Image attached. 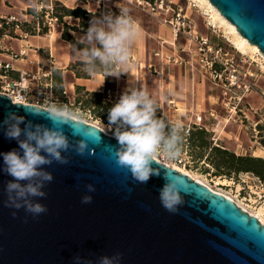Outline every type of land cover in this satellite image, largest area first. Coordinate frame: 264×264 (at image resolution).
<instances>
[{
    "label": "water",
    "instance_id": "obj_1",
    "mask_svg": "<svg viewBox=\"0 0 264 264\" xmlns=\"http://www.w3.org/2000/svg\"><path fill=\"white\" fill-rule=\"evenodd\" d=\"M209 1L264 55V0ZM27 107L43 108L0 93V121L15 112L51 127L44 114L32 115ZM64 131L72 144L85 140L91 153L70 149L62 153L67 164L45 166L53 180L43 189L46 197L33 198L47 207L39 216L6 206L5 186L13 178L3 172L0 155V264H78L75 257L79 264H98L117 252L120 264H264V223L232 199L157 159L153 167L161 175L139 184L117 164L113 135L81 119ZM12 150L23 155L0 128V154ZM165 171L169 181L179 180L183 203L174 213L159 198ZM84 195L92 196L90 204L81 203Z\"/></svg>",
    "mask_w": 264,
    "mask_h": 264
},
{
    "label": "rangeland",
    "instance_id": "obj_2",
    "mask_svg": "<svg viewBox=\"0 0 264 264\" xmlns=\"http://www.w3.org/2000/svg\"><path fill=\"white\" fill-rule=\"evenodd\" d=\"M36 1L44 5L37 13V10L29 12L31 6L20 10L23 5L19 0H5V4L0 0L1 10L9 8L27 15L22 18L26 24L19 29H0L2 38L5 34L24 37V32L26 36H44L57 28L62 31L64 23L80 28V18L64 16L58 21L51 16L56 11L55 0ZM76 3L89 12V18L82 20L87 29L94 17L107 13L119 15L118 6L129 7L131 15L140 21V40L146 43L144 55L151 62L146 73L166 71L171 76V89L183 94L184 103H177L175 107L178 110H166L170 117L173 111L177 113V121H181L184 134L188 136L183 140L181 155L175 160L157 158L187 170L213 189L231 196L248 213L260 210L264 221V185L260 178L250 171L228 173L224 167L216 168L219 156L211 149L217 146L236 155L264 157V59L258 47L260 53L254 51L244 55L236 51L226 38L223 26L208 25L205 8L197 0H73L69 5L74 8ZM177 27L180 30L175 35ZM69 33L77 41L82 35L80 30H69ZM8 39L5 37L7 44ZM216 58L226 65L214 62L210 66V61ZM67 68L76 76L92 77L77 61L70 62ZM212 69L218 70L221 76L215 77ZM134 72L131 69L129 73ZM232 74L235 77L232 78ZM71 78L70 74L65 82L60 74L52 71L51 86L45 88L47 93L32 92L30 99L43 108L50 102L61 105V100L66 101L78 118L113 134L115 126H109L108 112L120 98L113 91L116 88L114 77H105L102 92L88 90L79 84L71 85ZM184 109L188 110L186 114L179 116ZM163 111L157 110L167 119ZM196 115L201 116V122L192 124ZM197 131H203L202 139L197 138V134L192 135ZM203 139L206 146L199 145Z\"/></svg>",
    "mask_w": 264,
    "mask_h": 264
},
{
    "label": "clouds",
    "instance_id": "obj_3",
    "mask_svg": "<svg viewBox=\"0 0 264 264\" xmlns=\"http://www.w3.org/2000/svg\"><path fill=\"white\" fill-rule=\"evenodd\" d=\"M31 7L33 10L37 9L36 0H31ZM118 7L119 15L107 13L94 17L86 34L78 41L83 47L72 49L77 62L86 73L93 77L97 73L102 74L103 79L98 87L104 83L105 77L118 79L121 74L129 73L135 67L132 50L141 36V24L131 15L129 7ZM160 95L164 97V94ZM27 108L32 110V115L44 114V118L51 122V127L34 125L31 121L26 122L23 116L8 112L4 120L0 121V128L4 129L6 138L18 142L23 155L15 150L0 155L3 156V172L13 178L5 186L6 206L17 210L23 208L35 217L47 212L45 205L33 199L46 197L43 189L53 180L45 166L53 162L67 164L68 157L62 153L72 149L78 155H83L88 150V145L83 139L72 144L65 134L64 126H71L78 120L77 113L72 109L54 102L42 109ZM158 109L159 99L153 97L147 87L140 85L127 89L108 112L109 126H115L113 134L119 145L114 153L117 164L128 169L132 179L139 184H146L152 176L161 175L160 168L153 167L157 157L175 160L181 155L184 126L180 121L158 118ZM21 124L25 125L23 129ZM88 151L90 154L91 150ZM163 179L165 183L159 189L160 202L167 211L174 213L183 203L178 188L179 180L169 181L167 171L164 172ZM86 188L88 192L95 191L92 184L86 185ZM91 202L92 196H82V204ZM12 215L15 217L16 213L13 212ZM121 256L119 252L111 257L102 256L98 264H120ZM80 259L75 257L78 264Z\"/></svg>",
    "mask_w": 264,
    "mask_h": 264
},
{
    "label": "crops",
    "instance_id": "obj_4",
    "mask_svg": "<svg viewBox=\"0 0 264 264\" xmlns=\"http://www.w3.org/2000/svg\"><path fill=\"white\" fill-rule=\"evenodd\" d=\"M59 1H61L67 7H70L71 5L69 4L73 2V0H59ZM3 2H4L3 4H5V0H3ZM19 3L23 5L20 8V10L22 9L25 10L27 6H31V0H19ZM76 5L77 3L73 6ZM16 13H20L22 17L20 18ZM0 15L3 16L14 15L18 20H22V18H27L26 14H23L22 12L11 11V9L9 8L8 9L3 8L2 10L0 9ZM81 34L82 35L80 36L82 37L86 34V32H82ZM3 39L5 40V38ZM145 44L146 43L140 40V38L137 40L132 50V61L135 64V67H133L132 69L135 72L132 74L130 73L121 74L118 79L114 77L116 88H114L115 90L113 89L112 90L115 93L117 92V94L120 97L121 93H124L127 89H129L132 86L139 87L141 85L142 87H147L149 92L152 93L153 97H157L159 99L160 109L164 110L163 114L167 117L169 121L175 122L178 119L176 116L177 113L173 111L171 113L172 117H170L169 116L170 114L166 113V110L168 112H169L168 108L177 110L178 108H175L177 107V103H184L182 102L183 94L181 92H176V91L174 92L171 89L170 87L171 76L170 74H167L166 71L163 70L161 72H157L158 74L146 73L145 70L147 69V66L148 67L150 66L151 62H149L148 61L149 59L146 58L144 55ZM8 45L11 46V48L14 50H17L20 45L28 46L27 53L25 56L21 57L20 59L11 60L15 69H20L22 71H34L37 67V63H39V65H42L46 69H48L49 67L52 68V70L58 69L59 74L62 76V78L65 79V82L67 77H69L71 74L72 78L69 82L71 85L73 84L83 85L88 90H92V91H94L98 87L100 81H102L103 79L101 73H97L95 77L93 76L90 78L81 77V76H76L74 72H72L70 69L67 68L70 62L77 60L74 56L72 50L73 46L71 45V43L67 40H64L61 37L60 28L54 29L52 31L50 30V32L48 34H45L44 36H40V35H29L26 37L12 36L11 38L8 39ZM2 57L4 59H8L7 55L5 54L2 55ZM51 79H52V74H51ZM105 80L106 79H104V83L95 90L96 92H102L105 89V84H106ZM169 90H171V92H169ZM160 94H164V97L166 98L161 97ZM187 104L189 105V103H186V105ZM185 112L184 113L180 112L179 116L186 114Z\"/></svg>",
    "mask_w": 264,
    "mask_h": 264
},
{
    "label": "built area",
    "instance_id": "obj_5",
    "mask_svg": "<svg viewBox=\"0 0 264 264\" xmlns=\"http://www.w3.org/2000/svg\"><path fill=\"white\" fill-rule=\"evenodd\" d=\"M44 5L40 2L36 10L40 11ZM14 21H22L18 20L14 15H0V29L5 27V25L10 24ZM15 29H19L20 26L18 23L14 25ZM179 27L174 29V34L176 35L179 31ZM23 35H27L26 32ZM11 38L12 36H8V34L4 35V38ZM28 46L20 45L17 50H14L9 46L5 40L0 36V93H5L8 95L13 102L20 103H32L41 107V105L37 101H32L30 99L32 92H35L37 95L47 93V87L51 86V74L52 68H44L42 65L37 63V67L34 71H22L20 69H15L11 60L20 59L25 56L27 53ZM7 55L8 59H4L2 55ZM222 64V61L216 60L210 61V66L213 63ZM212 68V67H211ZM212 73L215 77H220L221 74L218 70L212 69ZM15 73V74H14ZM235 77L232 74V78ZM46 88V89H45ZM109 94V93H107ZM172 102V101H169ZM61 105L67 106V102L61 100ZM194 124H198L201 122V116L196 115L194 119ZM188 131V127H186Z\"/></svg>",
    "mask_w": 264,
    "mask_h": 264
},
{
    "label": "trees",
    "instance_id": "obj_6",
    "mask_svg": "<svg viewBox=\"0 0 264 264\" xmlns=\"http://www.w3.org/2000/svg\"><path fill=\"white\" fill-rule=\"evenodd\" d=\"M54 3L56 4L57 7L55 8L56 11L54 13L52 12L51 16H54L56 19H58V21H62L61 19L64 16H73L81 19V21L79 22V26H80L79 29L77 25H69L67 23H64L61 31V37L64 40L69 41L73 47L82 48L83 45L78 43V41L69 33V30H75V31L80 30L82 32H87L86 24L82 20L89 18V12L86 11L81 6H76L74 8L67 7L59 0H55ZM29 8H30L28 9L29 12L34 11L32 7ZM35 12L37 13L38 10ZM16 23H18L19 26L21 27L22 25H24L25 21H14L8 25H5V27L13 28ZM46 30H47L46 28H43V32H46ZM52 71L59 74L58 69H53ZM156 115L158 118L162 117L159 112H157ZM194 134H197V138L202 139L203 131H197V133L192 132V135ZM183 135L184 138H186L187 135L184 133ZM199 145L206 146L207 142L203 139ZM211 149L214 151V153H216L219 156L218 161L215 162L216 168L224 167L226 172L228 173L230 172L236 173L239 171H250L254 175L258 176L264 185V157L250 156V155H244V156L236 155L233 151L222 149L217 146H213Z\"/></svg>",
    "mask_w": 264,
    "mask_h": 264
},
{
    "label": "bare ground",
    "instance_id": "obj_7",
    "mask_svg": "<svg viewBox=\"0 0 264 264\" xmlns=\"http://www.w3.org/2000/svg\"><path fill=\"white\" fill-rule=\"evenodd\" d=\"M197 2L201 6H203L205 8L204 12H205V15L208 16V20H209V22H208L209 24L208 25L213 27V28H221L223 26L224 29H225L226 38L228 39L229 43L231 44V46L236 51H238L239 53H242L244 55H248L249 53H253L254 51H258L257 46L255 44L250 43L245 37H243L236 30L235 26L231 22H229L223 15L220 14L219 11L216 9V7H214V5H212L209 0H197ZM261 57L264 59V55L263 54H261ZM185 110L186 109H184V111H182V113H184ZM78 119H81V118H78ZM81 120L87 122L84 119H81ZM91 124H93V123H91ZM103 131L105 133H107L105 130H103ZM110 135H113V134H110ZM156 159L161 161V162H163L162 160H160L158 158H156ZM163 163H165V164H167V165H169L171 167H174L175 169H177V170H179L181 172H184V173L190 175L193 179H196L197 181H199V182L205 184L206 186H208L210 189H212L214 191H217V192L227 196L228 198H230V199H232L234 201V199L231 196L225 194L224 192H221V191L213 189L212 187H210L208 184H206L201 179L194 177L187 170L182 169L181 167H179L177 165L168 164L166 162H163ZM235 203L237 205H239L237 202H235ZM250 214L255 215L262 223H264V221H263V219L261 217V214H260V210H257L256 212H250Z\"/></svg>",
    "mask_w": 264,
    "mask_h": 264
}]
</instances>
